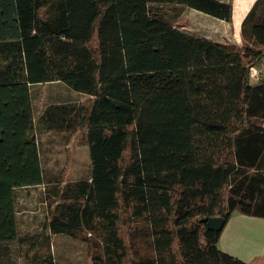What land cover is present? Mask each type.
<instances>
[{
	"label": "trees",
	"instance_id": "obj_1",
	"mask_svg": "<svg viewBox=\"0 0 264 264\" xmlns=\"http://www.w3.org/2000/svg\"><path fill=\"white\" fill-rule=\"evenodd\" d=\"M151 5L231 23L230 1L0 0V264H54L49 234L78 237L91 264H245L200 220L264 219V77L250 79L264 0L242 20L241 46ZM51 83L92 99L78 120L83 179L43 182L32 90ZM33 186L47 220L23 242L14 190Z\"/></svg>",
	"mask_w": 264,
	"mask_h": 264
},
{
	"label": "rangeland",
	"instance_id": "obj_2",
	"mask_svg": "<svg viewBox=\"0 0 264 264\" xmlns=\"http://www.w3.org/2000/svg\"><path fill=\"white\" fill-rule=\"evenodd\" d=\"M234 2V21H240L251 9L254 0H223ZM250 7V8H249ZM151 14L166 23L191 21L203 28H179L192 35L210 39L219 44L241 46L240 28H229L228 23L200 22L187 16V9L176 5H151ZM222 26V28H220ZM258 81L264 77V64L256 66ZM253 79L252 83H256ZM35 139L39 151L43 182L54 184L75 181L88 176L90 169L86 146L81 143L78 129L80 111L90 109L92 99L68 90L60 83L33 87ZM15 211L18 222L17 236L23 240L38 234L47 219L46 193L43 186L23 187L14 190ZM54 264H91L87 246L82 241L59 242L53 239ZM27 244H23L24 249ZM44 255V249L38 259ZM19 264L22 260L19 258Z\"/></svg>",
	"mask_w": 264,
	"mask_h": 264
},
{
	"label": "crops",
	"instance_id": "obj_3",
	"mask_svg": "<svg viewBox=\"0 0 264 264\" xmlns=\"http://www.w3.org/2000/svg\"><path fill=\"white\" fill-rule=\"evenodd\" d=\"M219 1L226 2L223 0ZM255 1L256 0H254L253 3ZM253 3L251 4V6L253 5ZM233 8L234 2H232L231 23L227 25L229 26V28H240L241 22L247 15L249 9L244 13L240 21L235 22ZM186 12L187 16L190 15V17L197 18L198 20H201L200 22L208 23L209 21H215L216 23H220L219 25L225 23L222 20L213 18L211 16L197 12L192 9H187ZM183 23L184 24L180 25L175 20L173 25L179 28H203V26H196L191 24V21H184ZM220 28H222V26H220ZM260 63L264 64V59H262ZM16 227H18L17 218ZM46 236L47 234H45V237ZM54 238L59 239V242L80 241L78 237H71L64 234H49L52 255H54L55 249L52 244ZM29 239L30 238L27 237L24 239V241H29ZM218 247L221 251L241 260L245 264H264V219L248 217L240 214L232 215L228 220L225 221L222 230L219 232Z\"/></svg>",
	"mask_w": 264,
	"mask_h": 264
},
{
	"label": "water",
	"instance_id": "obj_4",
	"mask_svg": "<svg viewBox=\"0 0 264 264\" xmlns=\"http://www.w3.org/2000/svg\"><path fill=\"white\" fill-rule=\"evenodd\" d=\"M200 223L204 224L208 231L220 232L225 224L223 217H214L200 220Z\"/></svg>",
	"mask_w": 264,
	"mask_h": 264
},
{
	"label": "built area",
	"instance_id": "obj_5",
	"mask_svg": "<svg viewBox=\"0 0 264 264\" xmlns=\"http://www.w3.org/2000/svg\"><path fill=\"white\" fill-rule=\"evenodd\" d=\"M258 72H257V69H256V66H254V67H252L251 69H250V79H251V81H253V79L255 80V81H258Z\"/></svg>",
	"mask_w": 264,
	"mask_h": 264
}]
</instances>
